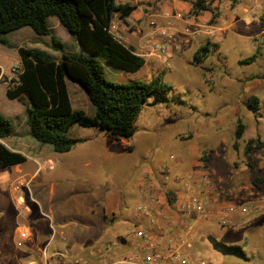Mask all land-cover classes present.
Listing matches in <instances>:
<instances>
[{
  "label": "rangeland",
  "instance_id": "obj_1",
  "mask_svg": "<svg viewBox=\"0 0 264 264\" xmlns=\"http://www.w3.org/2000/svg\"><path fill=\"white\" fill-rule=\"evenodd\" d=\"M172 1L175 0H157V5L167 9L171 15H181L179 21L183 24L175 25V18L171 19L176 28L175 39H193L191 45L173 58L166 57L164 63L159 57H146L143 66L135 72L114 68L103 58L95 57L104 68L106 80L111 83L149 82L159 76L171 87L165 101H147L135 120V133L128 140L116 142L108 135L107 141L97 140L94 139L97 130L72 126L67 136L83 138L86 142L75 145L65 154H57L50 145L36 142L26 125L24 102L5 96L8 81L16 78L19 71V47L44 52L56 62L62 59L60 51L54 50L48 36L36 35L28 27L1 36L8 47L0 44V114L10 121L12 129L11 136L3 141L26 157L25 163L17 166L22 172L19 174H23L21 178L26 174L33 175L37 168L32 158L52 163L62 158L63 164L53 172H48L47 166L39 168L29 184L26 183L29 177H25L26 182L20 183L23 184L22 188L19 183L17 187L12 183L18 177L16 167L0 169V264H26L28 259L37 255L36 251L30 250V245L32 247L37 242L32 226H28L29 219L35 213L47 218L50 214L48 208L59 214L63 212L58 209L61 207L64 212L75 215L80 209L77 203L88 199L90 192L102 190L104 194H110L120 192L122 187L125 191L145 167L152 169L160 166L159 170L169 178L165 167L173 162L171 159L181 155L182 148L196 149L193 159L197 165L184 174L176 172L180 182L183 183L187 175L200 177L206 174L217 188L216 191L222 193L219 197L223 203L224 195H229L228 201L240 204L234 201L233 197L237 193L231 190L232 181L237 182L241 176L239 169L242 164L251 163L255 166L253 176L264 178V169L257 167L264 158L262 149H253L249 161L243 155L246 142L259 139L258 135L264 141V0H213V13L201 12L198 16L183 9H175ZM195 1L187 2L191 7ZM47 25L56 41L62 45L63 52L88 55L55 17H50ZM207 41L211 45L207 58L200 64H193V53ZM255 51L257 56L254 62L240 64ZM65 83L72 109L92 117L94 108L85 92L68 79ZM237 118L241 119L245 130L243 140L237 149H233ZM129 147L132 148L131 152ZM106 148L116 154L114 159H106ZM213 154H217L220 163H223L222 166L218 163L216 169L207 165ZM202 157L204 162L201 161ZM219 176L226 184L222 183ZM257 184L259 187L254 186L255 189L262 187L264 190V183ZM28 189L36 204L24 197ZM14 191L25 201L16 204ZM239 192L245 194L247 190ZM51 193L53 202L49 205L47 201ZM246 204L250 212L242 217L234 215L227 225L220 224L215 214L184 217L187 221H180L175 226L176 235L171 240L180 246V253L190 262L200 258L211 264H264V202ZM254 206L256 211H252ZM27 212L29 218H23L22 213ZM175 213L178 214L176 210ZM22 225L30 229L31 238L19 248L17 231ZM64 235L66 242L58 239L55 242L58 247L69 249L70 236ZM106 239L99 242L105 243ZM215 241L243 247L245 257L226 255L215 245ZM85 245L83 248L82 245L73 246L72 252L68 250L64 255L91 260L95 252L86 249L88 246ZM40 246L42 248L45 243ZM52 246L53 243L48 247L50 254Z\"/></svg>",
  "mask_w": 264,
  "mask_h": 264
},
{
  "label": "trees",
  "instance_id": "obj_2",
  "mask_svg": "<svg viewBox=\"0 0 264 264\" xmlns=\"http://www.w3.org/2000/svg\"><path fill=\"white\" fill-rule=\"evenodd\" d=\"M212 3L213 0H196L189 12L194 16L201 12L213 13ZM134 11V6L117 0H0V44L8 47L1 36L28 27L36 35L48 36L54 50L60 51L62 56L61 61L56 62L50 55L39 50L24 47L17 49L19 71L16 78L8 81L5 96L10 100L24 102L26 125L36 142L50 145L57 154L68 153L75 145L84 142V139L67 136L74 125L95 129L116 142L128 140L135 133V120L147 101H165L171 87L159 76L149 82L111 83L106 80L104 68L95 58L101 57L110 66L126 72H135L143 66L144 59L135 54L134 48L116 40L109 31L113 19L124 21ZM50 17H55L88 55L63 52L62 45L56 41L47 25ZM210 46L207 42L195 51L193 64H200L207 58ZM256 56L255 51L240 61V64H250ZM1 79L0 69V82ZM66 79L79 85L85 92L94 108L92 117L72 109ZM244 130V124L237 118L233 149H237L243 140ZM11 134L10 121L0 114V141ZM253 149H262L264 156V145L256 138L246 142L243 147L247 161L251 159ZM25 161L22 154L10 151L0 143V169L21 165ZM201 161L205 159L202 157ZM247 166L251 169L249 162ZM257 182L264 183V178L251 179V184L259 187ZM166 194L168 204H173L175 200L171 193ZM215 245L226 255L245 257L241 246L216 241Z\"/></svg>",
  "mask_w": 264,
  "mask_h": 264
},
{
  "label": "crops",
  "instance_id": "obj_3",
  "mask_svg": "<svg viewBox=\"0 0 264 264\" xmlns=\"http://www.w3.org/2000/svg\"><path fill=\"white\" fill-rule=\"evenodd\" d=\"M187 1L188 0H175L172 1V5L175 9H183L187 12L190 11L189 9H191ZM122 3H128L134 6L135 11L124 21H120L115 18L114 22L118 26L119 30H123L122 43L127 46H132L134 48L135 54L142 57L143 59L146 58V56H144V45L146 34L149 30V22L151 20L155 21L159 28H162L163 32L166 33V35L158 38L157 40L164 46L166 45L167 58H173L175 54L179 53L186 46H189L193 43V39H175L176 28L172 25V18L166 19L167 16L172 17V15L167 9L159 7L157 5V0H123ZM167 21L170 22V26L167 25ZM175 23V25L178 23L179 25L183 24V22H180L177 19H175ZM97 132L98 133L94 135V139H103L104 141H107L106 135L99 131ZM258 137L264 145L262 137L259 135ZM85 142L86 139H84L83 143ZM0 143H2L10 151L16 152L12 147H9L7 144H5L3 140H1ZM107 149L108 148L105 150L108 153L106 159H114L116 154ZM180 151L181 155H178L176 159L175 157L171 159L173 162L165 167L164 171L170 174L168 180H163L161 178V173L163 172H161L162 170H159L160 166L153 167L152 169H147L145 167L144 169L140 170L136 177V181L132 184V186H128L129 188H127L125 191L122 187L120 192L116 191L110 194H104L102 190L90 192L88 194V199H84L83 201L77 203L80 209L76 211L75 215H70L69 213L64 212L61 207L58 209L63 212L59 214L55 213V211H53L51 208H48L50 214L47 218L35 213L34 217L31 218V220L29 219L28 226L29 224L32 226L37 244L33 245L32 247L30 245V250L36 251L37 253L41 248V243L46 244L48 242L51 234V228H54L57 233L63 236H65L64 234H68L70 236L69 245H71L69 249H67L65 246L62 248L58 247L57 242L54 241L53 246L50 249L51 253L64 255L68 252V250L69 252H72L73 246L78 247L82 245L83 248V246L89 242L92 244L86 247V249L89 248L93 252H96L98 250V246L104 244V242L99 241L103 240L105 237L108 238L106 239L107 242L117 241L123 245L125 244L124 239L126 234L130 233L135 228H138L140 225L145 226L146 228L149 227L147 221L141 219L137 214L136 207L138 205L149 206L153 215L158 217L160 228L157 230L152 229L154 234L153 237L154 239L160 241L159 245L160 243L165 244V242H163L165 241V235L168 234L169 236L175 237L177 230L175 226L180 221L183 223L187 221V219H184V216L179 214V217L178 214L175 213V203L179 200L180 196L182 195V191L184 190L183 183L180 182V176L175 175V173L177 172L184 174L197 165L196 161L193 159L194 155L196 154V149L187 150L182 148ZM32 162L34 163L35 168H37H34L35 171L32 173L33 175H24L27 178L29 177L27 182L25 177L21 178L23 174H19L22 173L19 167H17L19 165L12 166L16 167L15 173H18V177L12 181L14 186L17 187V184L19 183L20 187H23V184L20 183L24 182L29 184L37 174L39 168H46L47 166V171L53 172L55 169H58L62 166L63 159L57 158L55 163H52L49 162V160L46 161L44 159L40 160L39 158H32ZM220 162L221 161L218 159L217 154H213L211 155V158H209V161H207V165L210 168L216 169L217 164ZM222 162L224 161L222 160ZM261 162L262 163L257 167L263 170L264 158L261 159ZM222 165L223 163H220V166ZM250 165L251 169L247 166V162L242 164V168L239 169V173L241 174L239 180H237V182L232 181L233 188L231 191H233L232 193H237L235 197H233L234 201L237 200L240 202V204L242 203L245 206H247L246 203L256 205L257 203L264 202L263 188L261 187V189H255L251 184V179L254 177L252 172L254 171L255 166H253L251 163ZM85 166H88V164ZM220 180L223 181L221 177ZM222 183L226 184L224 181ZM223 188L225 189V187ZM243 189L247 190L245 194H243V192H239V190L241 191ZM216 190L217 188L214 186V184L212 185V183L208 187L203 188L204 194L211 202L209 203L211 211L216 214L219 209L227 205H235L233 201H228L227 197H229V195H224L226 198L224 197L225 203H223L221 197H219L220 192ZM167 192H170L172 198L175 200L173 204H168L166 196ZM14 194L16 204H21L24 200L22 196H20L17 191H14ZM24 197L35 204L37 203L30 193V190L28 192L25 191ZM52 202L53 193H51V196L48 198L47 204L52 205ZM63 204L65 205V202H63ZM22 214L23 218H29L28 212L27 214ZM165 218H169L172 221L173 225L171 228L170 225H163V219ZM165 232L166 234L162 235ZM95 243H97V246H95Z\"/></svg>",
  "mask_w": 264,
  "mask_h": 264
},
{
  "label": "built area",
  "instance_id": "obj_4",
  "mask_svg": "<svg viewBox=\"0 0 264 264\" xmlns=\"http://www.w3.org/2000/svg\"><path fill=\"white\" fill-rule=\"evenodd\" d=\"M171 18L180 20L181 15L175 14L172 17H166V19ZM167 25L170 26L169 21H167ZM109 31L116 40L123 41V30H119L114 19L110 23ZM164 35L166 33L163 32L162 28H159L158 24L151 20L146 34L144 56L159 57L163 63L166 61L167 49L157 40ZM161 178L168 180L164 173H161ZM209 185H211V180L206 174H202L200 177L185 176V181L183 182L184 190L179 200L175 203L176 212L184 217L191 215L208 217L214 215L215 213L209 207L211 202L203 191V188ZM136 211L141 219L147 221L149 227L146 228L140 225L126 234L125 244L123 245L117 241L101 244L91 260L82 257H67L63 254H50L48 253V247L51 243L56 239L61 242L67 240L65 236L51 228L48 242L38 250L34 258L28 259L26 264H211L200 258L190 262L187 257L180 253V246L171 240L174 236H169L166 232L162 234H166L165 241H163L165 244L160 243L159 245L160 241L154 239L152 230L160 228L158 217L153 215L147 205H138ZM252 211H256V208L252 207ZM248 212H250V208L243 204H231L219 209L215 216L220 224L227 225L234 215L244 216ZM163 222V225H170V228L173 225L169 218L163 219ZM17 237L19 239L17 246L21 248L26 242L30 241V229L24 225L20 226L17 231Z\"/></svg>",
  "mask_w": 264,
  "mask_h": 264
}]
</instances>
